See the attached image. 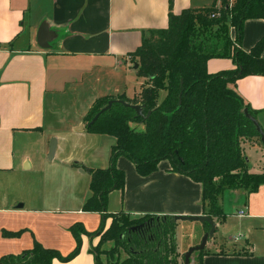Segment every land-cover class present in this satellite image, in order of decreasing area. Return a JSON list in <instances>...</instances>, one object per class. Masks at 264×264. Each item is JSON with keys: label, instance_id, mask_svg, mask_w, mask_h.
I'll return each instance as SVG.
<instances>
[{"label": "crops", "instance_id": "obj_1", "mask_svg": "<svg viewBox=\"0 0 264 264\" xmlns=\"http://www.w3.org/2000/svg\"><path fill=\"white\" fill-rule=\"evenodd\" d=\"M213 4L219 7L220 0H172L171 7L168 0H0V258L19 255L34 243L64 257L75 247L73 225L81 224L88 233L98 229L100 215L82 209L90 196V179L83 167L107 168L115 139L87 132L83 116L99 97L124 94L132 99L138 94L139 88L134 87L128 95V86L117 78L120 75L127 78L130 69L135 74L134 68H130L133 62L129 54L140 46L144 32L165 29L169 11L178 15L185 9ZM41 28L46 33L45 47L38 42ZM234 35L231 29V38ZM263 35V19L245 21L240 48L249 51ZM231 68L230 59L207 62L211 74ZM89 82L101 85L100 91L89 96L82 117L58 133L59 129H53L56 100L67 92H86ZM142 82L136 76V86ZM229 87L256 111V120L264 131V76H248ZM48 132V142L52 137L57 140L53 159L42 161L45 169L53 177L60 175L74 185L79 181L87 183V189L60 197L56 202L45 201L38 195L32 176L27 173L33 167L32 160L25 151L16 148L18 141L23 146L28 137ZM48 142L44 154L48 152ZM250 145L246 151L252 150L264 160L263 147L256 142ZM248 164L249 172H264V167L256 169L250 160ZM115 165L124 172L125 183L123 191L108 194V214L203 215L201 185L169 171L168 161H161L148 176H140L125 157H118ZM38 171L36 166L35 172ZM229 193L243 202L242 193ZM244 208L247 237L242 245L228 247L218 235L225 221L218 223L213 219L215 233L206 244L208 253L201 264H264V185L249 195ZM54 212L59 214L56 216ZM110 222V218L106 219L105 228ZM198 225L186 248L198 245L206 233L207 226ZM4 232L20 234L8 237ZM253 235L261 239L259 249ZM97 243L98 237L82 234L79 253L68 262L54 259L52 264H95L90 249ZM176 243L177 253L182 256L177 239ZM246 250L248 255L241 254ZM194 262L196 259L191 258L190 264Z\"/></svg>", "mask_w": 264, "mask_h": 264}, {"label": "trees", "instance_id": "obj_2", "mask_svg": "<svg viewBox=\"0 0 264 264\" xmlns=\"http://www.w3.org/2000/svg\"><path fill=\"white\" fill-rule=\"evenodd\" d=\"M171 3L168 0L170 7ZM250 19L264 20V0H220L219 7L189 8L178 15L169 11L165 29L144 32L140 46L129 54L133 64H138L137 77L143 80L138 94L132 99L124 94L99 97L83 116L87 125L110 100L142 105L145 116L137 117L130 107L114 102L86 128L115 139L107 168L83 167L90 179V196L82 209L100 215L98 229L88 233L81 224L73 225L75 247L67 256L34 243L19 255L2 256L0 264L68 262L79 253L82 234L99 237L90 249L95 264H183V255L177 253L174 216L107 213L108 194L124 189V172L115 165L121 156L133 163L140 176L150 175L161 161H168L169 171L201 185L203 215L218 223L228 215L222 206L226 193H242L246 206L249 195L264 185V172H249L246 149L251 142L262 144L244 115L246 109L256 118V111L229 85L248 76H264V35L249 51L240 48L243 24ZM210 59H230L233 68L208 73ZM162 92L165 95L160 99ZM108 218L111 222L105 229ZM204 225L207 232L209 226ZM19 234L4 232L8 237ZM106 243H112L108 250L102 249ZM119 249L128 256L120 259ZM207 253L206 248L196 252V263L201 264ZM102 254L107 257L104 262Z\"/></svg>", "mask_w": 264, "mask_h": 264}, {"label": "rangeland", "instance_id": "obj_3", "mask_svg": "<svg viewBox=\"0 0 264 264\" xmlns=\"http://www.w3.org/2000/svg\"><path fill=\"white\" fill-rule=\"evenodd\" d=\"M133 65L134 64H131L130 68H132ZM135 74L134 71L130 69L129 73H127L126 75L127 78L121 75L117 78L118 81H120L121 83H126V86H128V95H131L133 93L134 87L136 90H138L139 88V86H136L137 75ZM87 85L86 92H67L65 95L60 96L58 100H56L53 129H59L58 133H62L67 128H70L76 120L82 117V115L87 110L86 105L88 104L89 96L94 92L98 93V91H100L99 86L101 85L91 84V82H89ZM163 97L164 95L162 92L160 93V99H163ZM49 109L51 108L49 107ZM50 132L45 133L44 135H40L38 137H28L23 141V146L19 145L18 141L16 143V148L18 149V151L21 148L23 151H25V153L28 154V156L32 160L31 162L33 164V167L27 173L32 176V178L30 179L35 182V185L38 190V195L42 198L44 197L45 201L56 202L57 199H59L60 197H63L65 195H71L74 193L77 194L80 193L82 189H87V183H85L84 185L82 181H79L77 184L74 185L70 182L64 181V179L61 178L60 175L53 177L50 174V170L45 169V166L42 165V161L44 158L48 160L47 154H44V147L45 144L48 142ZM52 138H55L57 140L56 137ZM52 138H50V140ZM246 153V156H248V160H250L251 166H254L256 169H262L264 167V160L258 154H256V152L248 149ZM36 166L39 167L38 172H35ZM228 194L230 193L228 192L225 194L226 196L224 195V200L226 201L224 203L223 200L222 203V206L228 215L223 226L218 229V235L222 236L223 242H226L228 247H238V245H242V243L244 242V237H247V235L245 234L247 226L244 221V218H240L237 216V211L243 210L244 205L242 206V201L240 198H237V196L235 195H231L232 193L230 195ZM54 214L57 216L59 213L54 212ZM198 224V222L193 221H177L176 227H178L175 228V235L177 242L180 244V247L183 251V254L189 249L186 248V246L191 241L192 237L196 235V228H198L196 226H199ZM253 236L256 239L257 247L259 249L261 239L256 237V235ZM236 238L237 240H235ZM111 247L112 243H106L102 246V249L108 250ZM118 251L120 259H124L128 256L122 250L119 249ZM195 256L196 253H194L191 258H193L194 260ZM100 258L103 262L107 259V257L103 254L100 256ZM194 264L197 263L194 262Z\"/></svg>", "mask_w": 264, "mask_h": 264}, {"label": "water", "instance_id": "obj_4", "mask_svg": "<svg viewBox=\"0 0 264 264\" xmlns=\"http://www.w3.org/2000/svg\"><path fill=\"white\" fill-rule=\"evenodd\" d=\"M38 42L39 45L42 47L46 46V33L44 29H40L39 30V36H38ZM134 70H136L138 68V64H134L133 65ZM114 102H120L123 106L125 107H130L131 109H133L135 111V114L137 117H144L143 115V106L136 104V105H131L128 104L126 102L123 101H117V100H110L107 105L102 108L90 121L87 125H85V128H89L99 117L100 115H102L104 112H106L107 110L110 109L111 105ZM244 115L245 117L253 124L256 132L259 134L260 136V142L262 144V147L264 149V131L261 128V126L259 125V123L257 122L256 118H254L252 115H250L248 113V111L245 109L244 110ZM83 126L80 127V129H82ZM56 151V139L52 138L49 142V146H48V152H47V159L48 161H51L54 157ZM25 167H27L25 165ZM174 220L175 221H193V222H199V223H206L209 226V229L206 233H204V235L202 236L200 242L198 245L190 247L184 254H183V264H190L191 261V256L199 251H202L205 247L206 244L208 242V240L212 239L215 233V229H216V223L213 219H211L210 217L206 216V215H201V216H174ZM140 226L134 227L132 228V230H136L138 229Z\"/></svg>", "mask_w": 264, "mask_h": 264}, {"label": "built area", "instance_id": "obj_5", "mask_svg": "<svg viewBox=\"0 0 264 264\" xmlns=\"http://www.w3.org/2000/svg\"><path fill=\"white\" fill-rule=\"evenodd\" d=\"M233 0H229L230 3H232ZM246 209L244 208L243 210H238L237 211V216L240 217V218H244L246 217ZM237 240V238L235 239Z\"/></svg>", "mask_w": 264, "mask_h": 264}]
</instances>
